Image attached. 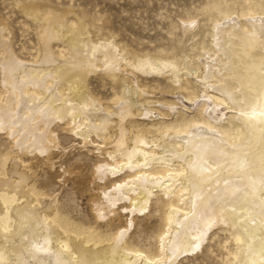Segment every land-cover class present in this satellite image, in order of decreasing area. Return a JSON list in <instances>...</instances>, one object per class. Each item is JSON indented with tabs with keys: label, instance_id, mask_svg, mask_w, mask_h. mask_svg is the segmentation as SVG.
Listing matches in <instances>:
<instances>
[{
	"label": "bare ground",
	"instance_id": "1",
	"mask_svg": "<svg viewBox=\"0 0 264 264\" xmlns=\"http://www.w3.org/2000/svg\"><path fill=\"white\" fill-rule=\"evenodd\" d=\"M16 5L36 43L20 58L0 16V264H183L212 255L219 233V264H264V0L207 3L206 31L180 21L189 49L183 37L153 52L118 42L86 10ZM97 72L112 84L107 100L89 89ZM156 89L197 102L196 114L165 120L178 101L153 100ZM60 136L94 145L88 174L78 155L58 163ZM69 179L89 193L90 222L54 194ZM153 215L145 244L136 227Z\"/></svg>",
	"mask_w": 264,
	"mask_h": 264
},
{
	"label": "rangeland",
	"instance_id": "2",
	"mask_svg": "<svg viewBox=\"0 0 264 264\" xmlns=\"http://www.w3.org/2000/svg\"><path fill=\"white\" fill-rule=\"evenodd\" d=\"M17 1L49 2L58 6H72L74 8L83 9L84 11L86 10V13L89 15L96 18L100 17L103 22L106 21L105 28L118 35L116 37L118 42L125 43L136 51L143 50L153 52L155 49L160 48L168 50L171 48L177 49L178 41L184 37L181 29V24L184 22L181 23L180 21H187L190 17H195L196 21H198L196 31L200 33L206 31L210 22L206 16L207 14L202 13L200 9L207 3L215 0H0V16L9 23V27L12 31V48L20 58L29 59L30 55L33 54L36 39L32 26L30 27L29 25L30 22L27 20L28 23L25 22V18L17 7ZM226 1L228 3L235 2V4H239L244 0ZM185 37V39L183 38L186 42L185 46L189 49L188 44L191 43L192 39L190 36ZM169 43L171 46H169ZM98 73L99 72L89 76L88 86L94 95L100 97L101 100H107L113 93L111 89L112 84L107 77ZM137 81L138 83H145L151 87L157 86L156 81L151 77L145 78L141 76L137 78ZM162 81L163 78L158 82L161 83L160 87L165 86L166 81ZM151 97H153V100L158 98L178 101L172 109L171 115L164 118L167 121L173 119L177 112L185 111L187 115H194L197 112V102L191 104L184 100L180 94H172L156 89ZM179 101H183V104L188 106L189 109H184ZM225 112L226 110L222 108L216 110L215 113L217 116H221V113ZM64 134L67 135L65 132ZM65 139L66 138L60 136L62 151L60 154L61 158L57 159L58 163H61V167H64L65 164L72 162L73 158L78 155L82 161H85L84 173L88 174L97 160V155L88 151H95L94 145L91 144V146L89 144L88 146L87 144V148H83L81 147L82 144L79 142V139ZM7 147L8 141L0 133L1 158L7 152ZM61 161H65V164ZM44 169L45 172L48 171L47 168ZM53 172L54 171H52V173ZM37 184H39V182ZM72 187L73 181L69 179L65 181L62 187L55 188L56 191L54 194L58 195L61 204L64 207L66 206L65 209L70 216L83 220L84 222H90L91 212L87 202L89 193L81 194L78 190H71ZM152 209L154 210V205ZM157 223V217L153 215L148 220L149 227L143 225V223L139 224L136 227L139 233L135 235H139V239L145 244L148 242L153 243L152 237ZM224 236L223 233H219V237L211 241L210 244L213 249L212 255L208 254L207 256L199 253L195 258H192V260H184L183 264H219V258L223 251L218 246L217 241H221Z\"/></svg>",
	"mask_w": 264,
	"mask_h": 264
}]
</instances>
